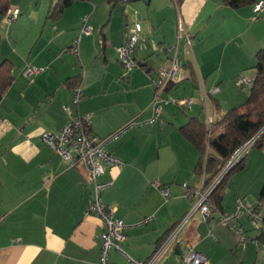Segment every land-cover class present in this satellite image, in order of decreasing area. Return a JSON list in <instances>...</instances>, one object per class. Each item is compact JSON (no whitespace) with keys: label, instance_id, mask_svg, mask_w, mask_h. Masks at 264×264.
Segmentation results:
<instances>
[{"label":"crops","instance_id":"crops-1","mask_svg":"<svg viewBox=\"0 0 264 264\" xmlns=\"http://www.w3.org/2000/svg\"><path fill=\"white\" fill-rule=\"evenodd\" d=\"M22 4L17 2L16 7ZM50 6L45 19L61 24L56 35L64 36L43 33L35 41L17 35V49L11 38L4 42L2 37L8 48L5 53L1 39L0 58L13 64L15 79L0 101V264L99 262L101 220L85 215L93 193L89 171L81 164L71 166L44 143L43 136L57 134L77 117H88L92 133L99 137L137 116L152 118L153 81L161 68L169 67L177 37L186 36L179 32L182 22L192 46L188 48L181 37L179 48L185 54L180 81L165 96L187 97L194 101L191 108L164 106L154 123L135 127L111 144L109 150L124 165L108 166L100 179L113 180L102 194L103 204L115 208L116 216L131 226L123 251L145 261L195 205L196 196H188L183 185L197 191L204 188L205 175L196 171L201 154L180 128L191 118L209 127L208 118L218 120L230 109V93L250 88L240 84L256 77V54L264 48V13L253 22L252 4L237 10L224 0H136L115 5L88 0L77 1L61 17L50 19ZM21 14L17 30L26 19ZM86 18L93 27L89 35L82 33ZM136 22L142 28L136 52L141 67L124 70L116 49L128 36L126 27ZM77 39L76 55L72 48ZM32 67L42 71L30 78ZM75 84L86 94L79 105L73 104ZM216 87L220 92L207 98L206 107L204 92ZM263 182L264 142L249 153L245 167L227 184L222 212L232 211L238 198L255 209ZM156 184L167 186L171 197L164 199ZM219 215L204 223L196 213L180 235V244L162 264H181L190 249L205 254L210 264H264V254L251 240L260 233L248 216L236 220L232 228L218 224ZM149 217L148 224H141ZM240 229L250 239L244 245L235 234ZM110 261L129 264L115 250Z\"/></svg>","mask_w":264,"mask_h":264},{"label":"built area","instance_id":"built-area-1","mask_svg":"<svg viewBox=\"0 0 264 264\" xmlns=\"http://www.w3.org/2000/svg\"><path fill=\"white\" fill-rule=\"evenodd\" d=\"M253 17L252 21H259L262 14L264 13V0H259L253 6ZM21 11L15 6L9 7L8 11L4 15V20L6 24L12 25L19 16ZM85 26L82 29V33L89 35L92 33L91 27L88 25V18L84 19ZM184 24L180 22L179 32L184 33L186 36H179L178 45L173 47L174 56L169 62L170 65L167 68H161L159 73L155 75L154 79V89L155 94L150 106L152 118L144 119L142 116H137L131 119L125 126L119 127L114 133L106 136L99 137L92 132H89L88 117H77L70 120L57 134L45 133L43 136L44 143L50 146L52 150L60 155L65 161H67L71 166L81 164L85 166L89 171V180L92 183V198L88 202L86 207L85 215H93L101 220V227L103 231L101 232L100 239L102 240V246L100 250V259L97 264H114L110 261V254L112 250L120 252L124 258H126L129 264H162L167 260L170 255L176 250V247L181 242V234L186 227L187 222L198 212L202 215V220L204 223L209 222V220L217 213L213 210L211 204L209 203V196L212 194L213 190L217 187V184L223 179L226 171L233 168L237 163L249 155L250 151L253 149L257 141V136L237 150L232 159L228 162L225 169L220 172V175L210 184L207 188H203L201 191L192 189L188 184L183 185L188 192V196H196L198 198V203L194 205L188 214L184 216L179 222H176L168 235H166L163 242H161L153 254L145 261H140L131 258L122 248L123 243L126 240L127 231L131 226L125 225L124 221L116 216V209L113 207H108L102 202V194L113 185V180L100 181L101 176L105 174L106 168L109 167H121L124 162L120 160L113 152L109 150V146L121 137H123L129 130L133 128H138L144 125H149L154 123L163 111V107L169 104H176L178 106H185V108L190 109L192 101L189 98L176 99L170 96H165L168 92V87L170 85L178 83L179 71L181 70V60L179 51V42L181 37H185L187 41V47L191 48L192 43L187 34V29ZM128 36L124 43L116 49L118 59L126 69L133 70L139 67V61L136 57L137 44L142 38V28L139 22H136L134 27L128 28ZM79 41L74 42L72 52L74 54H79ZM42 69L29 68L28 76L31 78L39 74ZM84 76V74H83ZM252 82L249 80H242L240 85L251 86ZM220 92L219 88H213L210 92H204V101L207 107V101L210 96L217 95ZM86 97L84 89L79 86L75 88L73 96V104L79 105ZM65 111L71 114L69 107H65ZM207 112V111H206ZM208 114V113H207ZM212 120H209L207 124L210 125ZM159 188L164 199H169L171 197L170 189L167 186L155 185ZM44 187L48 189V182L44 184ZM219 218L217 219L218 224L225 226H231L234 228V222L239 220L243 216H248L249 221L254 228H259L262 216L257 213L254 208L243 198H238L236 205L232 211L219 213ZM152 218L145 219L141 224H148ZM243 230H237L239 234V243L244 245L246 241L250 240L244 233ZM257 248L264 254V241L257 239H251ZM181 264H210L208 257L199 252L190 249L188 254L183 257Z\"/></svg>","mask_w":264,"mask_h":264},{"label":"trees","instance_id":"trees-1","mask_svg":"<svg viewBox=\"0 0 264 264\" xmlns=\"http://www.w3.org/2000/svg\"><path fill=\"white\" fill-rule=\"evenodd\" d=\"M77 1L88 0H55L52 3V6H50V19H57L61 17L64 11ZM107 1L108 4L115 5L119 2L126 4L136 0ZM176 1H178V3H182V0ZM258 1L259 0H224V2L229 7L237 10L251 4L254 6V4ZM10 6V0H0L1 15H5ZM1 39L2 37L0 34V45ZM255 60L256 64L254 69L256 72V77L250 84V95L248 96L249 98L244 105L235 107L225 113H222L218 120L216 119L211 122L213 124H211L209 127H207L206 124L201 122L198 118H191L188 123L180 128V132L184 135V137L201 154V159L199 160L200 162L196 171L199 174L205 175V184L203 185L205 188L212 184L214 180L220 175V172L225 169L226 165L230 159H232L240 146H243L246 142L253 139L255 135L258 138L253 149L260 147V145L264 142V48H261L257 52ZM138 65L141 67V62H139ZM12 69H14V67L9 60H4L0 63V101L5 96L4 94H7L13 83L12 81L15 79ZM173 85L168 87V91ZM76 87L77 85L75 84L74 89ZM90 127V124H88L87 128H89V132H92ZM218 132H221L219 134L220 136L214 137L213 135L217 134ZM247 158L248 155L233 168L226 171L223 179L219 184H217V187L209 196V203L215 212L223 213V196H225V191L228 186L227 184L233 180V177L238 173V171H241L245 167ZM254 210L262 216L260 227L257 228L260 234L254 239L259 240V242H263L264 184L259 194V204ZM170 231L171 230L167 232V235ZM164 239H162L159 244L163 242Z\"/></svg>","mask_w":264,"mask_h":264},{"label":"rangeland","instance_id":"rangeland-1","mask_svg":"<svg viewBox=\"0 0 264 264\" xmlns=\"http://www.w3.org/2000/svg\"><path fill=\"white\" fill-rule=\"evenodd\" d=\"M21 1L23 4H22V6H20L18 8L20 9L21 13H23L24 16L26 15V19H24L25 21L22 24V29L17 30V24H18L17 21H15L12 25L6 24L4 21L1 20L2 15L0 13V34L2 35L1 37H4V42H5V39L11 38L13 45H15V47L17 49V45H16L17 44V35L18 36H30L35 41L36 40L40 41V38H41L43 33H44V36H64L62 34L56 35V32H57L56 30H59L61 28V26H62L61 24H55L54 25L51 21H49L48 19H45L47 11L49 9V6L55 0H10V4L12 6H15V8H16L17 2L20 3ZM98 1H100V0H98ZM103 1L104 0H101V2H103ZM40 12H42V13L40 14ZM220 15H221V13H220ZM20 16H19V18H20ZM92 28L93 27L91 26V30H92ZM98 31L96 33H98ZM92 32H93V30H92ZM9 33L11 34V36L9 35ZM1 46H2V53H5L6 50L8 51V48L5 47V45L3 43V38H2V45ZM10 51H11V49L9 50V52ZM180 51H181V53H180V60H181V56H183L185 53H184L183 49H180ZM2 61L3 60L0 58V63ZM33 68L39 69L38 67H33ZM124 70H129V69L124 68ZM253 71H254V69L253 70L252 69L247 70L248 73L252 72V74H254ZM82 73H83V71H81V75H82ZM82 81H83V79H82ZM177 90L178 89H175V91H177ZM236 90H237L236 92H232V94L230 93V95H229V96H231L230 102L232 104L230 106V109L244 105L249 98L248 96L250 95V88H244V89L237 88ZM166 94H168V92H166ZM183 99H185V98H183ZM191 101H193V100H191ZM230 109L227 108V110H225V112L229 111ZM179 111H181L180 108H179ZM203 118H204V116H202V120H203ZM197 201H198V198H196L195 205L198 203ZM198 213H200V212H198ZM201 220H202V215H201ZM220 225H222V224H220ZM222 226H225V225H222ZM225 227H228V226H225ZM236 232H235V234H237ZM237 237H238V241H239V234H237ZM253 245H255V244H253ZM187 254H188V252H187Z\"/></svg>","mask_w":264,"mask_h":264}]
</instances>
